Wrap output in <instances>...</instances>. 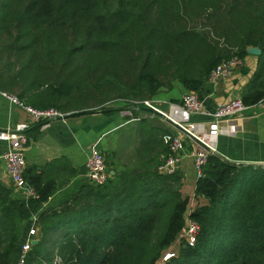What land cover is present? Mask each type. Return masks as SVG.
Masks as SVG:
<instances>
[{
	"label": "trees",
	"instance_id": "trees-1",
	"mask_svg": "<svg viewBox=\"0 0 264 264\" xmlns=\"http://www.w3.org/2000/svg\"><path fill=\"white\" fill-rule=\"evenodd\" d=\"M248 48L261 51L241 99L252 106L264 97V0H0V89L34 109L109 94L144 102L176 82L197 92ZM137 125L135 161L106 164L107 182L78 183L59 211L43 210L56 192L45 174L24 173L37 199L0 184V264L15 262L35 215L27 264H264V168L209 153L194 189L207 203L186 216L180 175L157 171L169 130ZM109 156L118 162L117 151ZM186 219L198 226L194 245L180 238L164 259Z\"/></svg>",
	"mask_w": 264,
	"mask_h": 264
},
{
	"label": "crops",
	"instance_id": "crops-1",
	"mask_svg": "<svg viewBox=\"0 0 264 264\" xmlns=\"http://www.w3.org/2000/svg\"><path fill=\"white\" fill-rule=\"evenodd\" d=\"M258 60V56L247 53L242 59V65L227 79L215 85L205 83L195 92L203 102L205 110L212 112L218 105L235 98L242 99L258 68ZM186 93L188 91L176 82L170 90L163 89L154 97V106L176 123L182 126L192 125L193 133L209 144L214 149L213 154L220 159L235 165L264 168V105L246 106L242 112L222 119L217 124V134L210 136L207 126L209 119L206 115H188L179 108V101ZM9 96L0 89V184L13 188L1 159V155L8 148L6 133L15 132L18 125H26L21 133L25 142L15 141L24 153L25 176L35 179L36 176L45 174L48 176L49 187L56 189L53 196L43 203V210L55 207L59 211L60 208L69 206L67 199L74 198L76 193L72 195L73 189L78 183L88 181L85 162L91 147L105 150L108 154L117 151L116 147L121 146L120 140L117 141L118 136H132L134 132L137 137L139 135L138 125L130 118L131 113L127 109L66 114L61 120L36 122L23 108L13 104ZM140 112V120H147L150 126H159L170 132L171 126L165 121L142 110ZM174 134L182 140L185 147L175 172L181 177L180 194L188 200L187 216L197 205L207 203L204 198L194 196L198 177L191 156L192 151L203 147L178 131ZM36 185L42 189L45 184ZM13 191L15 195L25 199L14 188ZM34 219L33 216L26 223L24 237L34 224ZM37 233L38 236L34 238L36 241L40 237L38 228Z\"/></svg>",
	"mask_w": 264,
	"mask_h": 264
},
{
	"label": "built area",
	"instance_id": "built-area-1",
	"mask_svg": "<svg viewBox=\"0 0 264 264\" xmlns=\"http://www.w3.org/2000/svg\"><path fill=\"white\" fill-rule=\"evenodd\" d=\"M241 65L242 59L237 56H233L225 61L220 62L209 73L207 77V83L215 85L217 82L227 79L233 73V71L239 68ZM8 98L13 104L23 108L29 117L36 122L57 120L58 118H63V116H65L53 108L34 109L24 105L15 96L10 95ZM142 104L144 107L155 108V106H153L148 101H144ZM257 105H264V97L258 101ZM179 108L188 115H206L209 119L207 122L208 134L210 136H215L217 134V124L222 119L232 117L237 113L242 112L246 109V106L243 104L241 98H235L227 103L218 105L214 111L207 112L199 96L195 92H188L181 97L179 101ZM182 127L194 134L192 131V125H186ZM25 128L26 125H18L15 128V132L6 133L8 139V148L1 155V159L4 163L5 171L9 178L10 184L18 193L23 195V197L28 200L31 198L37 199L38 196L34 188L30 186L24 179L25 157L21 147H18L15 143L16 140H18L20 143L21 141L25 142V137L21 135ZM199 140L202 141L201 139ZM163 141L167 144L168 156L165 158L164 162L157 167V171L160 174L172 175L175 173L176 167L182 159L185 147L182 140H180L176 135H166L163 138ZM202 142L210 148V151L201 148L191 152V156L193 157L194 161V168L198 178L201 177V168L205 164L208 154L214 153V149L210 147L209 144L205 143L204 141ZM85 167L87 180L91 184L102 186L109 179L110 173L106 167V159L104 154H102L97 147L90 148L88 158L85 162ZM36 230V220L34 219V224L19 246L14 264H27L28 255L31 250L32 241H34ZM183 231H185L184 241H186L189 246H193L195 243V236L198 231V226L189 219H186V224ZM170 256L171 255L169 254L166 255L165 259L169 258Z\"/></svg>",
	"mask_w": 264,
	"mask_h": 264
},
{
	"label": "rangeland",
	"instance_id": "rangeland-1",
	"mask_svg": "<svg viewBox=\"0 0 264 264\" xmlns=\"http://www.w3.org/2000/svg\"><path fill=\"white\" fill-rule=\"evenodd\" d=\"M13 94L17 95L16 90H14ZM145 101H148L149 103H151L154 106V97L149 99V100H145ZM142 103L143 102H140V101L121 99V98L115 97L113 94H109L107 99L104 100V97L101 95V98H99L96 101L93 100L91 98V96L81 97L80 99H78L76 101H71L70 106H67L66 110H63L61 108H56V107H48L46 109L53 108V109H56L57 111H59L60 113H62L64 115L73 114V113H89V112H96V111H102V110L113 111V110H125V109H127L131 113L130 118H133V120L136 121V123H137V120H140L139 115L141 113L140 107L143 105ZM149 121H151V120H149ZM148 124L150 125V123H148ZM169 128H170V132H169L170 135H175L174 133H176V129H174L172 126ZM132 132H134V131H132ZM129 133H131V131H129ZM137 139H140V138H139V135L137 137L135 132L132 136L130 134L128 136L127 135L118 136L117 141L120 140V143H121V146L119 148L116 147L117 148L118 162L115 160L116 159V157H115L114 160L111 159V161L112 160L113 161H112V163H110V156L109 155L111 152H109L107 154V152H105V150L100 149V152L102 154H104L108 169H111L114 165H117V163L118 164H131L135 161V159L137 157V146H138ZM165 145L167 146L166 143H165ZM34 217H35V220L38 221V223H39L40 220L38 219V217L36 215ZM36 229H37V227H36ZM37 236H38V233L36 230L34 238H36ZM184 236H185V231H183L181 233V235H179L178 239L172 244L170 249L166 252V255H168V254L172 255L173 253L178 252L179 244H180L179 241L181 239L184 240ZM166 255H165V258H166ZM58 261H59L58 257L54 256L51 264H59ZM158 264H160V263H158Z\"/></svg>",
	"mask_w": 264,
	"mask_h": 264
},
{
	"label": "water",
	"instance_id": "water-1",
	"mask_svg": "<svg viewBox=\"0 0 264 264\" xmlns=\"http://www.w3.org/2000/svg\"><path fill=\"white\" fill-rule=\"evenodd\" d=\"M247 53H249L251 55L259 56L261 54V51L258 48H248ZM140 110H142L146 114L156 116V117L162 119L168 125L172 126L174 129H176V131H178V132L182 133L183 135H185L186 137L190 138L192 141H194L195 143H197L198 145H200L201 147H203L207 151H210V148L207 145H205L202 141H200L194 134H192L187 129L182 127V125L173 121L170 117H168L163 112H161V111H159L153 107H144V106H141ZM65 117L66 116H63V118H58L57 120L64 119ZM239 165H243V164H239ZM110 174L112 175L113 172H111ZM37 242L38 241H36V240L32 241V245H35Z\"/></svg>",
	"mask_w": 264,
	"mask_h": 264
}]
</instances>
